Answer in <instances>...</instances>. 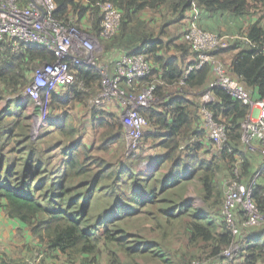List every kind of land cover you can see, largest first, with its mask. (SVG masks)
<instances>
[{
    "label": "trees",
    "instance_id": "1",
    "mask_svg": "<svg viewBox=\"0 0 264 264\" xmlns=\"http://www.w3.org/2000/svg\"><path fill=\"white\" fill-rule=\"evenodd\" d=\"M22 1L25 3L27 0ZM83 1L86 2V5L83 4ZM53 2L56 5L54 14L60 19H77L80 21L89 13L91 27L96 35L99 32L101 21V14L97 5L104 2L112 3L120 13L121 20L118 33L110 40L118 43L119 39L123 40L125 38L129 26L137 20V16L145 10H156L161 6L170 4L171 7L167 8L168 11L173 12L177 17L197 7L210 13H229L233 17L242 18L250 15L251 3L254 2L256 6H260L263 13L262 18L251 23L244 33L236 36L238 39H234L229 47L221 53H232L229 66L226 65L227 73L250 92L253 100H264V0H53ZM171 22L172 20L166 19L162 23L159 35L165 32ZM245 40L255 47H250ZM167 45L163 44L160 39L153 38L152 34L143 33L139 39V45L135 46L130 52L123 54L143 52L151 65V73L147 77V81H152L151 77L156 76L162 82V85H175L184 79L183 71L178 65L179 62L185 59V56L190 55L189 65L194 60L195 53L192 52L188 44L187 47L173 46L182 54V59L164 57L161 52ZM53 60V53L44 47L28 45L21 53L15 54L11 52L6 44L0 42V81L18 88L25 86L23 88L25 90L30 85L32 73L43 64L50 63ZM74 72V87H64V93L74 100L80 101L82 100L81 93L75 87L81 86L89 90L91 85L100 83L101 78L95 68L78 66ZM210 73V67L203 66L187 74L184 83L188 88L203 90L204 92L211 76ZM162 85L156 86L154 95L157 97H164L166 94ZM40 95L42 100L50 97V103L58 102L64 106L69 104V101L58 98L51 89L42 90ZM168 96V100L159 105L162 108L161 111H157L154 107L139 109V113L148 120L154 134H157L155 138L160 140L158 146L165 151L161 157L156 159L157 171L168 163L171 171L175 172L176 178L173 181H171V171L169 175L162 178L159 190L161 193H165L169 188H175L180 182H189L196 172L202 170V173H204L201 175L200 181L203 190L207 196H210L213 190L212 162L198 158L201 149L200 144L190 145L187 143L182 145L185 137L192 134L199 136L196 131H193L192 125L197 119L196 113L199 111L200 114L201 106L197 102L186 100L182 95L168 94ZM213 97L215 101L208 107L214 113L215 120L223 122L226 127L227 141L222 154L233 160L235 154L242 156V152L239 151L242 124L248 116L249 107L231 98L220 89L213 90ZM92 116H99L96 126L106 129L105 135L107 136L112 135L113 130L121 131L123 128L119 118L113 115L107 116L114 119L112 124L101 118L98 112L92 114ZM65 122L62 133L69 136L71 131H68V128L71 124L69 120H65ZM145 137L153 138L152 134H147ZM114 140H116L115 136L113 137ZM181 146L184 148L179 150ZM185 151H189L188 154H185ZM61 155L63 156L61 159V167L63 168L61 174L57 176L55 174V180L50 181L48 184L44 183L45 180L43 179L35 186H32V183L41 175L44 165L34 162L36 156L33 153L30 154L24 166L21 167V175L16 186L11 185L10 179L13 175H19V164L4 169V159L0 158V208H4L9 218L16 219L29 228L33 237L44 246L41 250L45 253L47 251H58L67 255L85 253L98 255L99 245L102 244L108 255H110L107 264H123L118 252L110 248L112 242L119 243L123 239H117L113 232L108 230L107 226L112 224L114 221L112 217L115 214L124 213L126 208L119 202H113L111 207L102 213V221L97 220L92 223L90 204L94 199L95 192L100 189L98 187L104 179V172L91 176L89 170L91 166L87 165L88 149L80 143L67 146L63 149ZM242 164L244 171L251 170L248 162ZM260 166L262 167V165ZM241 171L240 169L239 180L242 183L249 182L254 176L247 182H243L242 174L244 171L243 173ZM116 174L119 177L121 173L117 172ZM2 175L4 176L2 177ZM151 181L154 182L153 178ZM144 183L146 186L144 191L147 192L149 197L147 198L144 196L146 194H142L137 190L138 193L134 192L131 197V201L135 205H147L153 201L151 197H156L157 186L156 188L152 186L149 189V179H145ZM41 190H44L42 196H38L37 192ZM252 197L256 206L260 210H264V168L261 169L255 180ZM181 203V211L183 214L190 211V217L193 221L189 224L186 232L189 243L205 244L211 248L210 255L212 257L217 256L224 249L222 247L229 245L232 241L230 233H216V224L212 215L204 211L200 212L207 207L204 201L200 207L201 210L192 208L184 200H181ZM218 226L221 227V224ZM101 231L103 234H101ZM118 233L123 232L118 231ZM247 242L246 247L248 248L244 257V264H264V234L259 231L253 241L249 238ZM120 249L122 253L124 252L130 258L137 251L141 254L146 253L138 248L133 250L134 248L126 249L120 246ZM43 252L39 250L37 253L42 257L47 255ZM188 263L190 262L184 259L166 261V264Z\"/></svg>",
    "mask_w": 264,
    "mask_h": 264
},
{
    "label": "rangeland",
    "instance_id": "2",
    "mask_svg": "<svg viewBox=\"0 0 264 264\" xmlns=\"http://www.w3.org/2000/svg\"><path fill=\"white\" fill-rule=\"evenodd\" d=\"M251 4L250 15L240 18L239 21L235 20L230 25L240 26V28L234 27L233 33H222L221 35L232 37V35L236 36L237 34L238 36L244 33L243 26H248L255 19L260 20L262 18L263 13L260 6H256L254 2ZM176 18L178 17L176 16ZM138 23V21H135L129 26L125 38L123 40L119 39V43L117 41L112 42V40L98 41L96 46V66L102 67L103 71H112L113 67L106 59L108 52H111L113 48H116L114 51L123 48V51L121 50L119 53L121 55L126 50L138 46V34L141 33L152 34L153 38L160 39L165 45L168 44L161 52L164 57L181 58L182 54L173 46L187 47L188 44L184 35L176 36L174 33L169 32L167 27L163 36H161L159 35L161 26L159 29H154V26H140ZM148 28L152 29V31ZM228 56H230L229 52H223L220 54L219 59L225 63ZM189 61H191L190 55L185 56V59H182L178 64L183 74L186 72ZM151 80L156 86L162 85V82L156 76L151 77ZM211 82L212 75L209 77L204 92L203 90L188 88L185 83L163 84L164 93L166 94L164 97L155 95L150 107L161 111L162 108L159 105L168 100V94L182 95L186 100L197 102L201 106V98L209 90ZM64 87H74V82ZM23 88L0 81V158L4 159V169L19 164L18 170L20 172L19 175H13L10 179L12 186H16L19 182L21 167L24 166L31 153L36 156L34 160L36 164L44 165L41 175L38 179L36 178L37 180L35 179L32 186L37 185L43 179L46 184L54 181L56 178L54 175L56 174L57 176L63 171L61 167V159L63 158L61 152L63 149L71 144L80 143L88 149L87 165L91 166L89 168L91 176L104 172V179L98 187L100 189L95 192L94 199L90 204V219L92 223L97 220L102 221V213L109 209L113 202H119L126 208L124 213L115 214L112 217L114 221L107 226L108 230L113 232L117 239H123L122 242H112L110 244V248L118 252L123 264H166L167 260L175 259L177 261L184 259L189 262L204 260L205 264H244L249 235L251 234L252 236L259 231L264 234V223L255 228H243V217L240 211L236 210L234 211L232 224H226L221 215V205L226 188L234 179L233 169L235 167L239 170L241 169L243 173L242 163L248 162L251 166V170L244 171L242 174L243 182H247L257 169L261 167L263 156L260 151L263 150L262 146H258L257 152H250L241 142L239 151L242 152L244 158L240 154H235L233 155V160H230L229 157H225L222 154V151L218 153V146L208 140L207 129L202 126L201 113L199 114L198 111L196 113L197 119L192 128L199 136L192 134L189 137H185L182 145L187 143L190 145L200 144L201 149L199 150L198 158L212 162V194L207 196L203 190V185L200 181L201 175L204 173H202V170L196 172L191 181L180 182L179 184L176 182L178 185L175 188H169L165 193H161L159 190L160 182L163 177L169 175L171 168L167 163L157 171L156 159L162 156L160 154L163 153V149L158 146L160 140L155 138L157 134H154V130L150 127L148 120L146 119L147 124L142 131L141 139H139V148L128 156H126L128 142L124 137L123 128L121 131L113 130L112 135L107 136L105 135L106 129L96 126L99 116L93 117L92 114L97 112L101 118L111 124L114 119L107 117L108 115L119 118L120 122L123 116V110L115 103L109 102V105L105 106L104 104L100 108H93L92 100L99 88H101V83L91 85L89 90L81 86L75 87L81 93L82 100L80 101L69 97L61 88L53 90L58 98L69 101L68 106L58 102L50 103V97L42 100L40 93L38 101L34 103L25 94L27 88L25 90ZM89 114H91V117ZM250 114L249 110L248 115ZM65 120H69L71 124L68 128V131H71L69 136H65L62 133V127L66 123ZM203 128H205V131ZM147 134H152L153 138H146ZM114 136L116 140L113 141ZM188 152L185 151V154H188ZM117 172L121 173L119 177L116 174ZM171 174V181H173L176 178L175 172L171 171ZM152 178L154 182L151 181ZM145 179L150 180L149 189L152 186L154 188L157 186L156 197H151L153 201L147 205H135L132 203L131 197L134 192L138 193L137 190L142 194H146L144 196L147 198L149 197L147 192L144 191V187H146ZM118 181L120 182L118 183ZM43 191H38L37 195L42 196ZM39 199L43 202L41 198ZM181 200L187 202L192 208H198V210H201L202 202H205L204 204L207 207L200 212L204 211L212 215L216 224V233L229 232L231 235L232 241L230 244L222 247L232 250L233 257L231 259L222 257V251L217 256L212 257L209 246L189 243L186 232L189 224L193 221L190 217V211L184 214L181 211ZM220 224L221 227L218 226ZM234 229H236V233L233 232ZM118 231L123 233H118ZM101 234H103L102 231ZM120 246L126 249L134 248L133 250L138 248L146 253L141 254L137 251L130 258L124 252L122 253ZM51 253L53 251H47L45 254ZM61 255L63 261L60 264H107L110 259V255H108L102 244L99 245L98 255L89 253L72 255L61 253ZM162 256L163 258H161ZM45 257L34 254L28 260L39 259L41 263L46 264L44 262Z\"/></svg>",
    "mask_w": 264,
    "mask_h": 264
},
{
    "label": "built area",
    "instance_id": "3",
    "mask_svg": "<svg viewBox=\"0 0 264 264\" xmlns=\"http://www.w3.org/2000/svg\"><path fill=\"white\" fill-rule=\"evenodd\" d=\"M97 6L101 21L96 35L83 28L77 19L57 18L53 0H27L25 3L22 0H0V42L15 54L21 53L28 45L41 46L53 53L54 60L32 73L30 85L25 90V94L34 103L38 101L42 90L72 84L76 67L98 70L101 88L94 95L92 106L100 108L109 102H117L123 108L121 123L128 142V156L138 148L139 139L147 124L139 109L151 106L156 85L147 81L151 65L143 52L121 55L110 72L96 66L98 41L112 39L118 33L121 20L120 13L112 3L104 2ZM184 38L195 53L194 60L186 67L184 79L191 71L203 66H209L211 70L212 82L201 98L200 115L207 129V138L218 146V153L224 149L227 135L224 123L216 121L214 113L208 107L215 101L213 90L226 92L231 98L248 106L251 112L242 124L241 142L250 152H257L258 146L263 147L260 151L263 156L262 167L245 184L239 181V169H233L234 179L226 188L221 215L225 223L231 225L234 211L239 210L243 217V228L258 227L264 223V210L256 206L252 188L264 168V100H253L250 92L227 73L226 64L219 59L221 51L238 37L213 33L192 23L184 31ZM245 41L250 47H255ZM184 79L179 83L183 84ZM183 148L181 146L179 150ZM233 232L236 233V229ZM221 255L231 259L233 252L231 249H223ZM21 264H41V261L26 260ZM188 264H205V261L196 260Z\"/></svg>",
    "mask_w": 264,
    "mask_h": 264
},
{
    "label": "crops",
    "instance_id": "4",
    "mask_svg": "<svg viewBox=\"0 0 264 264\" xmlns=\"http://www.w3.org/2000/svg\"><path fill=\"white\" fill-rule=\"evenodd\" d=\"M83 4L86 5V2L83 1ZM170 7L171 5L168 4L166 6H161L156 10H145L137 16L136 22L138 21V25L140 26H154V29H159L166 19H170L172 22L168 25V31L174 33L176 36L183 35L184 31L192 23L196 24L202 29L220 34H231L233 33L234 27L240 28V26H230L232 25L233 21H239L240 18L233 17L229 13H210L200 8L194 7L176 18V15L173 12L168 11L167 8ZM254 21L250 22V24ZM79 23L83 28L91 31L94 34L91 27L89 13H87L86 16H84L79 21ZM248 26H243V30L245 31ZM148 29L152 31V29ZM156 32L158 33V31ZM142 34L143 33L138 34V40ZM161 36H163V34ZM133 48L126 50L124 53L130 52ZM114 50H116V48H113V50L108 52V55H106V59L109 61L111 67H113L114 62L122 55L119 53L121 50L123 51V48L117 51ZM231 56L232 53H230V56H228V59L225 62V64L228 66ZM58 88H61L64 92L63 86H58L57 89ZM110 103H115L123 110V108L117 102ZM106 105H109V103L105 104V106ZM202 126L204 127L203 123ZM203 130L205 131V128H203ZM164 153L165 151L163 150V153L160 155H163ZM255 235L256 233H254L252 236L251 234L249 235L252 241ZM43 247L44 246L33 237L29 228L25 224L16 219L9 218L6 215L4 208H0V264H20L21 262L28 260V258L32 257L34 254H38L37 252L39 250L43 252V250H41ZM45 256L44 262L46 264H60L63 261L62 255L58 251H54L53 253L47 254Z\"/></svg>",
    "mask_w": 264,
    "mask_h": 264
}]
</instances>
